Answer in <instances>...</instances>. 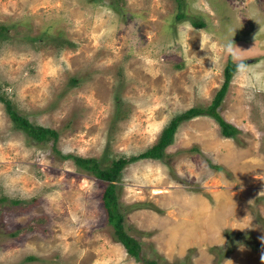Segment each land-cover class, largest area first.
<instances>
[{"label": "rangeland", "instance_id": "obj_1", "mask_svg": "<svg viewBox=\"0 0 264 264\" xmlns=\"http://www.w3.org/2000/svg\"><path fill=\"white\" fill-rule=\"evenodd\" d=\"M115 1L0 0V94L58 131L34 140L0 99V264H143L113 236L107 182L62 154L139 153L211 102L228 61L218 111L235 136L184 119L163 157L123 167L117 193L156 264H264V0Z\"/></svg>", "mask_w": 264, "mask_h": 264}, {"label": "trees", "instance_id": "obj_2", "mask_svg": "<svg viewBox=\"0 0 264 264\" xmlns=\"http://www.w3.org/2000/svg\"><path fill=\"white\" fill-rule=\"evenodd\" d=\"M90 1H99V0H90ZM112 6L117 9V1L111 0ZM184 12L180 11L177 13V16L183 15ZM196 25L201 24V22H194ZM2 30L0 31V33ZM237 63L233 61H228L224 67V80L216 91L211 102L206 106L201 105H192L185 109L184 111L175 114L167 124L161 129L158 139L149 147L140 151L137 154H132L129 156L119 155L118 157L112 158L109 163L103 165L101 161L93 156H82L74 153H64L63 157H71L76 165L80 168L87 170L92 173L94 176L103 179L107 182L103 192L102 200L107 213V220L113 226V236L118 240L125 248V250L133 255L137 260L143 262V264H156L155 259H148L145 255L140 254V242L136 237H134L130 232V225H127L125 220V210L120 203L119 195L117 193V182L121 170L123 167L130 161L137 158H160L165 155L164 149L168 144L173 141L174 133L184 119L191 118L193 116L202 114L210 115L216 119L217 123L220 126L221 134L227 137H234L238 132V127L235 126L232 122L226 120L221 113L218 111V106L220 105L222 98L227 90L228 84L230 82L231 76L236 70ZM0 99L5 103V109L9 116L11 117L14 125L17 128L22 129L27 135L31 136L34 140L38 142H43L52 138L56 140L58 137V131L50 126H45L37 123H33L25 115L18 112L12 105L11 101L6 98L4 95L0 94ZM192 148L199 149L196 145ZM210 166L219 169L221 166L215 163H209ZM138 204H147L152 205V203L140 201ZM159 209V208H156ZM262 221L261 218H258ZM227 240L230 243V235L227 233ZM240 242V241H239ZM241 243L246 244L248 247L253 249H259L261 243L256 239L248 237L247 239H241ZM219 250L218 257L224 256V253L227 249ZM221 251V252H220ZM222 256V257H223ZM29 258L33 257L32 255L28 256ZM221 257V258H222Z\"/></svg>", "mask_w": 264, "mask_h": 264}]
</instances>
